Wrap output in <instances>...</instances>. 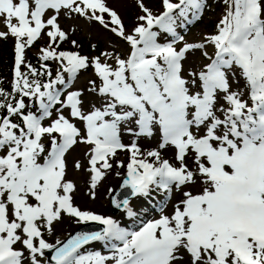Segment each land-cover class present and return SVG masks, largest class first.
Returning a JSON list of instances; mask_svg holds the SVG:
<instances>
[{"label":"snow or ice","instance_id":"snow-or-ice-1","mask_svg":"<svg viewBox=\"0 0 264 264\" xmlns=\"http://www.w3.org/2000/svg\"><path fill=\"white\" fill-rule=\"evenodd\" d=\"M159 3L162 11L154 14L137 0L143 14L129 31L106 0H0L8 29L0 38H15L12 91L0 89V109L7 113L0 115V264H264V0H223L215 33L191 43L177 28L200 19L207 0ZM46 10L55 14L45 20ZM61 10L98 23L130 51L91 58L58 51L67 39L58 24ZM161 33L170 39L159 42ZM43 35L48 46L40 49L44 63L38 70L25 63V49ZM197 51L208 63L185 69L189 53ZM49 60L58 63L54 77ZM89 67L96 77L89 91L98 100L85 111L82 92L67 89ZM122 125L137 138L129 145L121 140ZM157 127L158 148L143 151L138 138H151ZM77 143L89 146L93 199L98 184L125 167L118 153H129L120 187L130 194L111 202L132 221L130 227L74 205L66 154ZM169 146L178 167L161 155ZM83 167L75 162L77 170ZM173 190L179 194L174 202ZM153 192L163 198L156 200ZM140 197L156 200L158 218L146 220L148 210L132 207ZM65 216L102 228L47 242L42 229L53 234ZM93 242L106 254L81 251Z\"/></svg>","mask_w":264,"mask_h":264},{"label":"rangeland","instance_id":"rangeland-1","mask_svg":"<svg viewBox=\"0 0 264 264\" xmlns=\"http://www.w3.org/2000/svg\"><path fill=\"white\" fill-rule=\"evenodd\" d=\"M145 5L149 7L154 14H159L162 11L159 0H143ZM175 2V0H174ZM106 4L109 8L115 10L119 16L122 18L123 23L129 31L136 24V17L138 15H142L140 8L137 5V0H106ZM225 5L223 4V0H207V7L203 11V14L200 19L193 20L189 23L186 28H177V31L184 36L185 41L187 42H198L202 41L205 34H212L216 31V25L223 13ZM55 14L53 10H46V15L44 19L46 20L51 15ZM107 19V16L105 17ZM13 23H16L13 20ZM58 24L61 29L67 34V39L59 44L58 51H74L79 52V54L87 56L89 58L94 56H99L101 52L104 51H114L123 55H126L129 51V45L123 41L121 38L116 36L114 33L105 30L101 25L96 22L90 23L85 18H82L78 15H66L65 10H61L58 16ZM159 31V29H154ZM46 31V30H45ZM0 32H8L4 24V20L0 17ZM10 40L15 39L14 37H10ZM0 38V42H1ZM170 37L167 34L161 33L159 37V42L164 43ZM72 41H76V45L74 46ZM1 45V44H0ZM95 45V48L92 47ZM48 46V37L47 35H43L42 38H38L33 46L27 47L25 49V63H35L38 66H33L40 70L41 63H44L40 60L36 61V58L39 59L40 49ZM182 45H177L180 47ZM207 51L209 55L214 53V49L212 46H208ZM1 55V52H0ZM103 59V57H102ZM111 63L112 61H108ZM49 68L52 71L53 77L56 74V70L58 68V63L52 60L46 62ZM204 63H208V61L201 56L200 52L197 51L195 55L189 53L188 60L185 61V69H189L190 67H199ZM5 65V64H4ZM5 68V70H3ZM14 68V64H13ZM21 71H27L25 67H21ZM6 66L4 67L0 64V85L2 81H6L7 74ZM65 78L67 79V74L65 73ZM42 80H46L47 77H42ZM96 77L93 74V70L89 67L87 70H82L79 74L74 78L72 84L69 86L67 91L80 90L82 92L81 99L84 101L83 109L85 111L89 110V103L92 101H97L98 98L92 94L90 89V80H94ZM99 81H97V84ZM67 91H65L64 95H67ZM63 98V97H62ZM19 99V97H17ZM24 101L27 100L26 97ZM223 103V101H221ZM56 107H59L57 105ZM69 109H64L63 114L69 118L73 123L76 124L77 127L83 130V124L81 121L73 120L69 115ZM56 111L52 110L51 119H56ZM14 122H20L19 117H13ZM50 119H46L44 121L45 124L50 123ZM131 127H135V125H130ZM125 135L124 142L126 145L132 143L134 139H137L133 135L129 134L126 131L124 125L121 126L120 136ZM143 138V139H142ZM122 139V137H121ZM150 139V140H149ZM132 140V141H131ZM161 140V134L159 132L158 127L154 129V135L151 138L146 136H141L138 138L137 142L139 147L143 151H148L151 149L158 148V145ZM47 143V141H45ZM174 148L169 146L165 150L161 151V155L163 158L169 159L171 163L175 166H179L178 162L174 159ZM89 146L83 143H77L67 154H66V164H67V179L74 181L76 185V189L73 193V203L75 206L79 207L81 210L91 211L93 213L102 214L104 216H111L113 219H117V221L121 224V226L126 227V218L125 213L121 210L120 215H116L115 210H112L109 202V189H114L122 177L123 174L126 173V167L124 168H114L111 173H109L97 186L95 189L96 196L93 199L87 191L90 189L89 187V174L86 171L88 167V157L86 153H88ZM171 155V156H170ZM117 159L122 160L125 163H128L129 153L127 151L120 152L117 156ZM189 159V158H188ZM80 161V163L84 166L82 169L77 170L75 168V162ZM187 162V160H186ZM189 167H194L192 161L187 162ZM115 170V171H114ZM119 171L122 175L117 176L115 173ZM91 190V189H90ZM196 189H193L195 191ZM152 197H155L157 200L162 196L158 195L156 192L152 193ZM152 197L149 198H136L131 200V205L137 211L144 209L150 203H154L156 200H153ZM179 198V194L173 190V201ZM166 212L171 211V204L166 208ZM101 212V213H100ZM157 212V211H154ZM125 215V216H123ZM125 219V220H123ZM74 220V222H73ZM131 221L130 219H127ZM74 218H70L65 216L63 221L54 225V233L49 234L46 230L42 229L44 239L49 243H55L56 239L59 238L62 240L69 233H71L78 225L82 223L75 222ZM98 223V222H97ZM19 249H23L21 243H17L15 246ZM89 250H100L102 253L106 254V250L100 246L99 242H93L87 246H85L81 251H89ZM25 251V256L28 255L27 250ZM47 255V253H46ZM27 264V261H26Z\"/></svg>","mask_w":264,"mask_h":264},{"label":"trees","instance_id":"trees-1","mask_svg":"<svg viewBox=\"0 0 264 264\" xmlns=\"http://www.w3.org/2000/svg\"><path fill=\"white\" fill-rule=\"evenodd\" d=\"M0 64H2L4 67L6 66V70L8 71L6 76H9L10 73V61L12 59V50H11V40L10 38H3L1 39L0 42ZM5 64V65H4ZM3 70H5V68H3ZM7 78V82L2 81L1 85H0V89L3 90H10V81L9 78Z\"/></svg>","mask_w":264,"mask_h":264},{"label":"water","instance_id":"water-1","mask_svg":"<svg viewBox=\"0 0 264 264\" xmlns=\"http://www.w3.org/2000/svg\"><path fill=\"white\" fill-rule=\"evenodd\" d=\"M121 183H122V179H121V181L118 183L117 187H116V188L112 191V193L110 194L109 199H110V203H111V205H112L111 200H112V197H113V196H116L117 199H119V200H123L124 198L128 197L129 194H130V189H127V188L122 189V188L120 187ZM117 193H118V195H117ZM112 208H116V207H114V206L112 205ZM94 226H96L94 223H86V224H82V225L76 227L75 230H74L70 235H73V234H75V233L78 232V231H92L91 229H92V227H94ZM95 231H96V230H95ZM70 235H69V236H70ZM69 236H67L63 241H66V240L69 238Z\"/></svg>","mask_w":264,"mask_h":264},{"label":"bare ground","instance_id":"bare-ground-1","mask_svg":"<svg viewBox=\"0 0 264 264\" xmlns=\"http://www.w3.org/2000/svg\"><path fill=\"white\" fill-rule=\"evenodd\" d=\"M243 84V81H241V85ZM237 87V85H233V89L235 90V88ZM245 98H246V95H245ZM122 137V142L125 144V142H124V140L123 139H125V135H122L121 136ZM143 139V138H142ZM150 140V139H149ZM132 141V140H131ZM174 150V149H173ZM120 152H124V151H120ZM119 152V153H120ZM146 152V151H145ZM118 153V154H119ZM171 156V155H170ZM192 161L191 160V158H189V159H187V162L188 161ZM176 161V160H175ZM124 163V165H125V167H126V165H127V163H125V162H123ZM115 171V170H114ZM90 189L87 191V193H90ZM162 199V198H161ZM157 200V199H156ZM160 200V199H159ZM144 210H148L149 211V215L148 216H146L145 217V219L147 220V219H152V218H158V216H159V212L156 210V205H153V204H149L147 207H145L144 208ZM117 211V212H116ZM115 212H116V215L118 216V215H120L121 214V210L120 209H117ZM154 211H157V213H154ZM101 213V212H100ZM98 214V213H97ZM99 215H102V214H99ZM107 216V215H106ZM117 220V219H116ZM73 222H74V220H73ZM76 222V221H75ZM129 225H131V222L129 223ZM100 246H102V244L100 243ZM176 264H184V261H177L176 262Z\"/></svg>","mask_w":264,"mask_h":264}]
</instances>
